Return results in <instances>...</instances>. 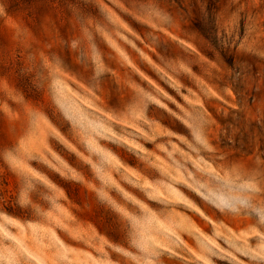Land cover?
<instances>
[{
	"label": "rangeland",
	"instance_id": "obj_1",
	"mask_svg": "<svg viewBox=\"0 0 264 264\" xmlns=\"http://www.w3.org/2000/svg\"><path fill=\"white\" fill-rule=\"evenodd\" d=\"M0 264H264V0H0Z\"/></svg>",
	"mask_w": 264,
	"mask_h": 264
}]
</instances>
